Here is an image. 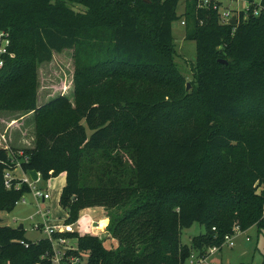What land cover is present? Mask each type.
Wrapping results in <instances>:
<instances>
[{"label": "trees", "instance_id": "obj_1", "mask_svg": "<svg viewBox=\"0 0 264 264\" xmlns=\"http://www.w3.org/2000/svg\"><path fill=\"white\" fill-rule=\"evenodd\" d=\"M246 1L230 25L214 1L184 0L180 13L182 0H0L15 54L0 73V112L34 121L31 147L9 149L0 135V213L30 192L18 178L5 186L13 150L25 174L66 175L65 225L104 209L108 236L54 234L89 251L82 264H188L236 227L263 233L264 0L259 16ZM178 21L196 43L191 92L175 61ZM65 51L71 97L39 106V68ZM195 222L206 232L183 246ZM52 255L48 238L0 222V264H53Z\"/></svg>", "mask_w": 264, "mask_h": 264}, {"label": "rangeland", "instance_id": "obj_2", "mask_svg": "<svg viewBox=\"0 0 264 264\" xmlns=\"http://www.w3.org/2000/svg\"><path fill=\"white\" fill-rule=\"evenodd\" d=\"M184 7L185 3L184 0H182L180 13L183 12ZM248 8L249 3L246 0H223L220 12L230 11L232 14H238V12L242 10L247 11ZM182 22L183 21H178L173 25L177 44L175 61L181 75L186 79V91L191 92L193 88L192 85H195L193 63L196 59V43L186 39L187 30ZM73 74L74 64L71 51L56 54L51 63L40 66L39 106L42 103L50 102L62 95L71 97L73 90ZM188 84L191 86L189 90L187 89ZM24 115L25 114L22 113L0 112V135L6 136V145L9 149H11L12 146L27 148L33 145L34 121L30 117V114ZM13 122L18 123L11 125ZM13 152L19 155L18 152L21 151ZM13 175L20 180L26 177L21 169H17L13 172ZM65 184V174L51 177L48 181H44L43 178H40L34 185L36 189L45 193L48 192L50 199L46 201H43L42 198L36 200L32 192H29L21 198L19 204H17L12 212L0 213V218L7 220L5 224L13 228H19L23 225L25 237L32 242L47 238L48 234L45 232L46 228H59L65 226L61 228L62 232L60 234L72 232L66 229L67 225H65V223L68 219V215L60 204ZM23 199H25V203H23ZM87 209H83L77 221L68 226H71L73 232H78L80 235H96L100 238L108 236L107 226L109 224V219L106 217L104 209L101 207L89 208L92 210H89L88 213H92L95 216L93 218L84 213ZM102 217H104L105 220L101 221ZM97 224L100 225V228L99 230H94ZM205 232L206 228L204 226H201L197 222L193 223L189 228L183 230L181 237L182 245L191 248L192 240ZM65 240L68 248H74V251L79 252L80 256L87 261L89 258V251H81L77 247L76 242L68 239ZM109 243L110 241L106 243L107 247H110ZM115 243L117 244L116 241ZM195 253H197V251H195ZM202 264H264V232L259 233L256 227H252L246 232L236 231L234 234L233 247L224 245L221 251L212 254L208 258V261Z\"/></svg>", "mask_w": 264, "mask_h": 264}, {"label": "built area", "instance_id": "obj_3", "mask_svg": "<svg viewBox=\"0 0 264 264\" xmlns=\"http://www.w3.org/2000/svg\"><path fill=\"white\" fill-rule=\"evenodd\" d=\"M218 3V2H222L223 0H200V5L202 7H208L210 6V4L212 2ZM255 5V15L259 16L260 15V11L262 10L261 7V0H255L254 2ZM214 9L219 10L220 12V8H218L217 5H214ZM237 14H232L230 11H226L221 13L220 12V19H221V23L222 24H229L230 19L233 16H236ZM183 25H185V22H182ZM10 47H11V37L10 34L6 31H1L0 30V73L3 70L4 66H5V62H6V58H15V54L13 52L10 51ZM4 138V137H3ZM11 153V157L13 158L12 162H16V168L11 171V172H7L5 175V186L8 189H11L12 187V181L16 180L17 177H15L13 175V172H15L17 169H21V163L20 161L17 160V156H24V153L18 152L19 155H17L16 153H14L13 151L10 152ZM16 154V155H15ZM27 160V158H26ZM22 170V169H21ZM23 172V171H22ZM24 173V172H23ZM25 174V173H24ZM25 178L23 180H20V182L27 184L30 187V192H32L34 198L37 200H40L41 198L43 199V201L49 200L50 199V195L48 192H42L41 190L36 189L35 187V182H33L31 180V178L29 177L28 174H25ZM39 180H40V174H39ZM23 203H25V199H23ZM19 204V202L17 203ZM92 223L94 224V222L92 221ZM92 224V225H93ZM100 225L97 224V227L94 230H99ZM65 227V226H61L59 228H46L45 232L48 234L47 238L50 240V242H52L53 245V255L51 256V261L53 264H82L85 260L84 258L80 257V256H75L73 254H70L71 251H74V248H68V246L66 245V240L61 238L59 240H54V234L56 233H61L62 230L61 228ZM93 227V226H92ZM39 228V227H37ZM94 228V227H93ZM66 229H69L70 231L73 232L72 227L71 226H66ZM93 230V231H94ZM236 231H241L239 227H236L234 229V233L233 235H227L225 237V242L223 243L224 245H227L229 247H233L234 246V234ZM249 240V239H248ZM57 242V243H55ZM222 247H213L212 249L209 250V252L207 253V255L204 256H196L195 254H192L188 264H202L208 261V258L212 255L215 254L217 252H219Z\"/></svg>", "mask_w": 264, "mask_h": 264}, {"label": "water", "instance_id": "obj_4", "mask_svg": "<svg viewBox=\"0 0 264 264\" xmlns=\"http://www.w3.org/2000/svg\"><path fill=\"white\" fill-rule=\"evenodd\" d=\"M230 25H237L238 24V18L237 16H233L231 19H230V22H229ZM221 63L223 64H228V62L226 60H220ZM191 88L190 84L187 85V89L189 90ZM29 177L31 178V180L35 183H37L39 181V173L35 170H32V171H29L28 173ZM0 222L1 223H6L7 220L5 219H1L0 218ZM19 230H22L23 229V225H21L19 228Z\"/></svg>", "mask_w": 264, "mask_h": 264}, {"label": "crops", "instance_id": "obj_5", "mask_svg": "<svg viewBox=\"0 0 264 264\" xmlns=\"http://www.w3.org/2000/svg\"><path fill=\"white\" fill-rule=\"evenodd\" d=\"M2 121H4V120H2ZM89 210L91 211L92 209H87V210H85L84 213H86V215L91 216L92 218L95 217L92 213H88ZM93 211H94V210H93ZM87 213H88V214H87ZM104 217H105V216H104ZM104 217L101 218V221H102V220H105ZM221 250H222V249H221ZM221 250H220V251H221ZM193 254H195L196 256H198V253H193Z\"/></svg>", "mask_w": 264, "mask_h": 264}]
</instances>
